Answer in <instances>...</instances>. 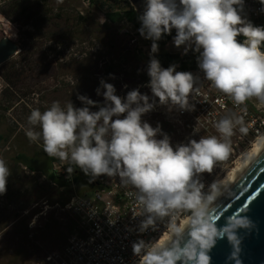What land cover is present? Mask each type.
<instances>
[{
  "label": "clouds",
  "instance_id": "clouds-1",
  "mask_svg": "<svg viewBox=\"0 0 264 264\" xmlns=\"http://www.w3.org/2000/svg\"><path fill=\"white\" fill-rule=\"evenodd\" d=\"M260 3L264 5V0ZM243 4L244 0H146L138 16V31L152 41L151 53L155 54L159 50L157 41L175 29L174 45L183 46L184 54L189 50L199 54L198 67L214 88L236 104L254 96L264 102V26H254L242 17ZM238 36L244 37L243 42ZM176 67L162 68L155 56L150 59L147 86L151 102L138 88L121 98L113 84L101 79L104 91L97 88L96 92L103 95V105L85 95L77 97L84 105L79 108L71 101L63 107L53 101L43 112L31 110L25 134L31 142L42 141L49 157L67 161L69 176L79 168L91 180L102 175L118 176L122 185H131L146 217L140 232L164 217L174 221L181 212H190L184 226L169 225L174 238L167 243L134 242L132 251L139 257L138 264H210V250L225 237L232 247L228 260L242 264L238 230L252 229V221L236 214L218 228L208 211L217 197V184L214 181L205 192V184L199 179L200 174L211 173L216 162L227 158L229 144L216 136H202L174 148L159 125L152 127L142 121L144 114L154 110L155 98L169 110L194 107L190 95L198 78L191 72L176 71ZM91 107L99 110L91 111ZM217 128L230 137L233 123L224 119ZM240 131L247 132V128ZM158 135L163 138L157 139ZM10 174L5 160L0 159V195L6 193Z\"/></svg>",
  "mask_w": 264,
  "mask_h": 264
},
{
  "label": "rangeland",
  "instance_id": "rangeland-1",
  "mask_svg": "<svg viewBox=\"0 0 264 264\" xmlns=\"http://www.w3.org/2000/svg\"><path fill=\"white\" fill-rule=\"evenodd\" d=\"M121 7L107 0H0V31L7 33L21 50L0 66V135L4 137L0 159L5 160L11 173L6 193L0 195V264L36 263L62 247L77 225L72 214L62 210L71 197L70 190L61 191L48 181L52 163L42 141L31 142L25 134L31 110L38 108L43 112L53 101H59L62 107L69 101L74 107H83L78 95L103 105V95L96 92L101 88V79L113 84L115 94L121 98L138 88L151 102L147 68L150 59H157L163 51L152 54L148 40L126 21L103 27L106 14ZM133 39L136 45H130ZM183 52V46L177 48L173 41L166 48L171 55ZM62 58L71 59L73 77L68 69H62ZM110 67L113 70L108 73ZM13 73L18 79L9 84L8 76ZM196 88L204 94H215V88L204 80L196 83ZM155 99L154 110L144 114L142 121L152 127L159 125L174 148L202 136H216L229 144L227 158L216 162L211 173L200 174L205 192L214 181L219 190L221 182L233 178L264 135V102L255 96L247 99V117L230 103L226 110L218 109L212 99L207 103L200 100L202 103L196 105L194 113L186 115H181L178 108L169 110ZM90 110L98 111L99 107ZM224 119L233 123L230 137L218 131L217 125ZM241 127L247 128V132H241ZM21 156L34 171L19 159ZM79 171L82 186L77 192L85 195L88 182L95 179ZM188 216L190 212L186 211L175 226Z\"/></svg>",
  "mask_w": 264,
  "mask_h": 264
},
{
  "label": "built area",
  "instance_id": "built-area-1",
  "mask_svg": "<svg viewBox=\"0 0 264 264\" xmlns=\"http://www.w3.org/2000/svg\"><path fill=\"white\" fill-rule=\"evenodd\" d=\"M241 15L247 20L264 21V5L260 0H244ZM198 55L193 50L179 55V60L175 64L177 71H182L180 69L182 63L197 61ZM187 72L198 78L195 84L204 80L210 88H214L204 78L200 69ZM190 96L192 98L190 104L194 107L191 110H180L181 115L194 113L196 105L202 103L200 100L207 103L210 99L218 109L226 110L230 103L243 116L249 115L247 100L243 104H236L230 96L216 88L214 95L206 92L204 94L196 88ZM47 157L52 160L51 173L65 182L66 186L60 187L54 181L51 184L61 191L70 190L71 197L62 210L70 212L77 225L62 247L51 251L34 264H138L139 257L133 254L132 244L140 239L146 243L158 242L164 233L170 231L169 225L172 223L176 225L181 215L186 213L181 212L174 221L170 216L164 217L157 220L154 227L140 232L139 226L146 217L142 215L143 207L137 201L136 190L131 185H122L118 176L102 175L94 180V189L90 194L79 195L75 184V174L79 168H75L69 176L67 161L48 155Z\"/></svg>",
  "mask_w": 264,
  "mask_h": 264
},
{
  "label": "water",
  "instance_id": "water-1",
  "mask_svg": "<svg viewBox=\"0 0 264 264\" xmlns=\"http://www.w3.org/2000/svg\"><path fill=\"white\" fill-rule=\"evenodd\" d=\"M127 1L138 15L143 13L146 0ZM133 44L136 42L130 41V45ZM15 50L17 45L4 39L0 45V64ZM236 214L246 216L254 225L250 230H238L242 238L239 256L242 264H264V153L209 210L218 228L225 225L228 217ZM187 239L188 232L184 235V240ZM231 252L227 238L218 239L209 252L210 264H234L228 260Z\"/></svg>",
  "mask_w": 264,
  "mask_h": 264
},
{
  "label": "trees",
  "instance_id": "trees-1",
  "mask_svg": "<svg viewBox=\"0 0 264 264\" xmlns=\"http://www.w3.org/2000/svg\"><path fill=\"white\" fill-rule=\"evenodd\" d=\"M109 2L114 3L115 5L121 7V9L119 11H113L110 13L106 14V21L103 24L104 28H110L111 25L122 22V21H126L130 24H132L135 28L139 29L141 27V22L138 20V14L136 13V11L134 10V8L130 5V3L127 0H107ZM124 6V7H123ZM82 21L85 22V18L84 17H80ZM254 26H264V21L263 20H252V22ZM176 35V30H173L171 32L170 35L165 34L162 36V38L157 41L159 49H161L163 51V53L157 58L160 61V64L162 66V68H168L171 65H175L178 60H179V56L178 55H171V54H167L166 53V46L168 44V42H170L171 40H173V38ZM239 42H243L244 37L243 36H238L237 37ZM148 42L150 44H152V41L147 39ZM261 50L264 51V44H262L261 46ZM180 69L182 71H189V70H198V62L196 60H193L190 64H181ZM113 68L110 67L108 69V73L112 72ZM150 80V78H149ZM262 133H264L263 129H262ZM4 140V137L2 135H0V143ZM20 160H23L25 164H27V166L30 167L31 170H35L34 167L27 161L24 160V158L21 156L19 157ZM52 163V160H50ZM81 174L80 171L78 170L75 174V184L77 189H80V187L82 186L81 183ZM48 177V181L50 182H57V184L60 187L66 186V183L63 182L60 179H57L55 177V175H53L51 173V170L49 172V174L47 175ZM94 181H89L87 184V190H85L86 194L90 191H92L94 189V184H92ZM82 195V194H80Z\"/></svg>",
  "mask_w": 264,
  "mask_h": 264
},
{
  "label": "bare ground",
  "instance_id": "bare-ground-1",
  "mask_svg": "<svg viewBox=\"0 0 264 264\" xmlns=\"http://www.w3.org/2000/svg\"><path fill=\"white\" fill-rule=\"evenodd\" d=\"M264 153V135L261 136L254 145V149L248 155L247 161L240 166L234 173V177L230 178L219 184L221 187L217 192L216 199L209 206V210L216 204V202L235 184V182L256 162V160ZM208 210V211H209ZM189 216L182 220L178 227L184 226L185 222L188 220ZM188 232L185 230L183 236ZM174 238V234L170 231L164 233L158 242L167 243L170 239Z\"/></svg>",
  "mask_w": 264,
  "mask_h": 264
},
{
  "label": "flooded vegetation",
  "instance_id": "flooded-vegetation-1",
  "mask_svg": "<svg viewBox=\"0 0 264 264\" xmlns=\"http://www.w3.org/2000/svg\"><path fill=\"white\" fill-rule=\"evenodd\" d=\"M4 39L13 42L12 39L9 38L7 33L3 32V31H0V45L2 44V41ZM13 43H15V42H13ZM15 44L17 45V43H15ZM20 52H21V50H20L19 46L17 45V50H15V52L13 54L9 55V57L6 58L4 60V62H2L0 64V66L3 65V64H6L7 62H9L12 58L15 57V55L19 54ZM62 55L65 56V54H63V53H62ZM61 62H62V64H61L62 69L64 71H65V69H68L69 76L73 77L74 76V68H73L74 66L71 64V62H72L71 59L68 58L67 61H66L64 58H62ZM13 79H15V80L18 79V77H15V73L11 74V76H8V83L9 84H12V83L14 84Z\"/></svg>",
  "mask_w": 264,
  "mask_h": 264
},
{
  "label": "crops",
  "instance_id": "crops-1",
  "mask_svg": "<svg viewBox=\"0 0 264 264\" xmlns=\"http://www.w3.org/2000/svg\"><path fill=\"white\" fill-rule=\"evenodd\" d=\"M172 41H173V40H171L170 42H168V44H167L166 48H168V47H169V45H170V43H171Z\"/></svg>",
  "mask_w": 264,
  "mask_h": 264
},
{
  "label": "snow or ice",
  "instance_id": "snow-or-ice-1",
  "mask_svg": "<svg viewBox=\"0 0 264 264\" xmlns=\"http://www.w3.org/2000/svg\"><path fill=\"white\" fill-rule=\"evenodd\" d=\"M259 195V194H258ZM248 205H245V207H247Z\"/></svg>",
  "mask_w": 264,
  "mask_h": 264
}]
</instances>
